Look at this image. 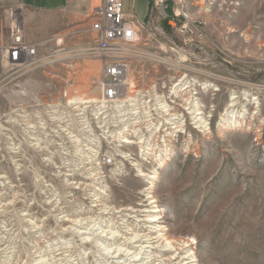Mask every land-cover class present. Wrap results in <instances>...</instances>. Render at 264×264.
<instances>
[{"label":"rangeland","instance_id":"obj_1","mask_svg":"<svg viewBox=\"0 0 264 264\" xmlns=\"http://www.w3.org/2000/svg\"><path fill=\"white\" fill-rule=\"evenodd\" d=\"M74 1L59 10L0 0V264H161L144 222L151 196L161 222L196 238L204 264H264V0H169V15L187 11V47L154 0H124L141 28L133 44L113 46L112 61L129 63L140 84L187 73V147L164 164L138 150L137 162L118 157L112 119L71 102L99 98L107 61L90 45L98 0ZM13 12L37 62L6 58ZM233 98L245 122L228 129L220 119ZM197 103L208 131L190 114ZM139 169L158 172L150 197Z\"/></svg>","mask_w":264,"mask_h":264},{"label":"built area","instance_id":"obj_2","mask_svg":"<svg viewBox=\"0 0 264 264\" xmlns=\"http://www.w3.org/2000/svg\"><path fill=\"white\" fill-rule=\"evenodd\" d=\"M154 1V8L165 19H172V22L177 20L178 24L173 25V28L187 47V11L178 10L169 15V0ZM172 1L177 6L181 2ZM98 2L92 14L94 21L90 32L95 36L90 45L95 43L94 48L98 52L95 55L107 61L98 84L100 103L87 105L95 108L96 117H100L103 112L112 119L111 124L114 122L117 125V141L121 153L118 157L130 162L137 161L138 150V156L143 161L148 157L150 161L157 159L166 163L178 145L187 147V73L170 80L156 79L144 84H140V78L131 77L129 63L112 61L108 53L119 43L136 42L141 27L135 22L134 15L125 11L124 0ZM6 58L15 65H26L39 59L37 46L27 41L23 19L14 12L11 16ZM102 102L105 107H102ZM115 164V157L105 156V166Z\"/></svg>","mask_w":264,"mask_h":264},{"label":"bare ground","instance_id":"obj_3","mask_svg":"<svg viewBox=\"0 0 264 264\" xmlns=\"http://www.w3.org/2000/svg\"><path fill=\"white\" fill-rule=\"evenodd\" d=\"M171 50L174 51V49H171ZM170 62H172V64ZM163 63L168 67L170 66L172 70L175 69L176 72L179 71V69L181 68L178 65V63H176V61H170L169 59H165ZM191 98L192 97L189 95V97L187 98V103L191 101ZM235 100L236 98H233L230 101V103L228 104V108L221 115V119H220V122L227 125L226 127L228 129H233V128L236 129V128L242 127L243 123L245 122V119L243 120L244 122H242V119L239 121L237 120L236 117L234 119L232 115L233 113L231 112V109L232 108L234 109V107L236 106ZM71 102H73L74 105L78 104L82 106L83 104L85 105L89 103H96V105H99L100 103L98 102V99L96 97H90L88 99H83L82 97H78V98L73 99ZM252 104L256 105L255 103H252ZM101 105L102 107H105V104L103 102ZM199 106L200 104L197 103L195 106L197 109L193 110V112L190 113L193 115L196 114L194 118L196 119V124H200L201 120L206 119L204 117H199L204 114L201 112V108ZM258 108L259 106L257 107V109ZM208 123H207V119L204 120L202 123V125L204 126L200 128L207 129L208 131L209 129ZM162 161L164 164L165 161L164 160ZM133 165L137 167L139 166L138 163H133ZM139 167L141 169V166ZM140 169H139L141 173L140 176L146 178L150 182L149 183L150 187L147 188V191H150L149 193L147 192L150 197L151 195H154V192L152 190H154L156 187V182L154 180L155 177L153 176V174H156L158 172L150 175V174L144 173ZM149 199H150V204L154 206L152 207V210L150 209L151 211H148V212L146 211L148 215L146 216L147 219L144 220V222L149 225L148 226L149 232H148L147 237L149 238V241H150L149 244L152 245V247L150 248L156 250L155 252L153 251L155 255L159 254V255H156V258H160V259L155 258L153 262L161 261L163 259V261L160 262L161 264H204L196 253V248L194 247L195 242H193L194 240L196 241V238H194L192 233L191 232L177 233L174 230L170 229V227L166 223L161 222V220H163V215H162V213L164 212L163 207H161L158 204L157 196H151Z\"/></svg>","mask_w":264,"mask_h":264},{"label":"crops","instance_id":"obj_4","mask_svg":"<svg viewBox=\"0 0 264 264\" xmlns=\"http://www.w3.org/2000/svg\"><path fill=\"white\" fill-rule=\"evenodd\" d=\"M47 1H56L57 5H55V6L56 7L58 6L59 10L65 8V5H66L65 4L66 0H47ZM21 2L22 3H20V5H22L24 7H32V6H28V4L33 5V7H35V6H39V7L45 6L43 3H41V0H31V1H26V0L22 1L21 0ZM75 4L82 5L83 7H86L87 9L89 8V3L87 1H85V0H77L76 2L74 1L73 5H75ZM46 6L47 7H51V6L47 5V4H46ZM61 6H62V8H61Z\"/></svg>","mask_w":264,"mask_h":264}]
</instances>
